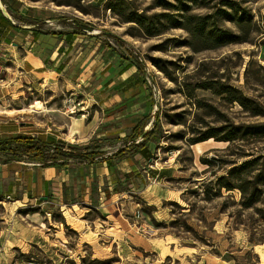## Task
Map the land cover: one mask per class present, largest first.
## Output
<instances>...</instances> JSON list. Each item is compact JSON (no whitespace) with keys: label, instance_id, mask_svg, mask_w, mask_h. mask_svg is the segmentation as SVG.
<instances>
[{"label":"rangeland","instance_id":"1","mask_svg":"<svg viewBox=\"0 0 264 264\" xmlns=\"http://www.w3.org/2000/svg\"><path fill=\"white\" fill-rule=\"evenodd\" d=\"M29 1L65 11L72 22L87 20L99 34L118 36L116 40L104 35L138 64L149 82L155 109L144 130L155 124L160 129L145 143L153 141V147L160 149L151 161V155L138 161L144 175L142 194L132 193L134 207H128V200L125 208L127 219L144 237V247L123 248L114 255V249L98 252L91 244L79 243L75 228L80 224L68 225L53 205L29 204L15 211L0 201V264H264V195L255 207L244 208L239 189L218 185V178L235 161L251 158L241 154L251 148L264 153V138L246 140L244 149L238 141L216 138L199 142L201 152L191 144L233 123H264V115H253L231 101L239 94L230 87L264 109V0ZM136 17L141 22L133 21ZM203 22L205 30L200 32ZM218 34L226 42L230 34L242 41L218 46ZM63 96L65 113L72 98L65 89ZM127 140L132 148L134 141ZM140 142L143 137L137 138ZM125 143L94 138L89 146L106 158ZM126 174L129 180L121 179V174L115 190L139 192L135 173ZM84 217H97L98 228L109 225L96 211ZM39 226L48 234L47 249L37 238ZM59 227L64 234L57 232ZM6 242L14 243L8 252Z\"/></svg>","mask_w":264,"mask_h":264},{"label":"crops","instance_id":"2","mask_svg":"<svg viewBox=\"0 0 264 264\" xmlns=\"http://www.w3.org/2000/svg\"><path fill=\"white\" fill-rule=\"evenodd\" d=\"M65 13L29 0H0V106H18L0 108V140L29 136L89 145L94 138L119 139L126 142L120 149L130 150L128 136L142 118L154 113L149 82L134 60L106 40L108 33L99 34L96 26L77 28ZM64 89L72 100L81 101V115L62 111ZM38 100L43 108L35 109ZM158 149L148 141L119 159L62 166L5 161L0 155V201L15 211L29 204L53 205L68 225L80 224L75 228L79 243L91 244L98 252L114 249V255L123 248H142L144 237L127 219L125 208L128 200V207H134L133 194H142L144 175L138 161L150 155L151 161ZM116 169L124 171L121 179L127 181L126 173L134 172L139 192L115 190L121 180ZM94 211L109 225L98 228L97 217H84ZM38 230L37 238L47 249L48 234L41 226ZM57 232L64 234L60 227ZM13 246L6 242L5 251Z\"/></svg>","mask_w":264,"mask_h":264},{"label":"trees","instance_id":"3","mask_svg":"<svg viewBox=\"0 0 264 264\" xmlns=\"http://www.w3.org/2000/svg\"><path fill=\"white\" fill-rule=\"evenodd\" d=\"M133 21L141 22L139 17L133 18ZM200 26V32L205 30V22ZM74 24L77 28H84L94 30L96 27L93 24L86 22L83 19L75 18ZM77 31V30H76ZM113 38L119 40L118 36L112 35ZM229 42H241L242 38L239 35L230 34ZM224 36L218 34L215 38L217 45H225L229 42L223 40ZM116 50V49H115ZM140 68V67H139ZM140 71H143L140 68ZM201 88H212L210 86L198 85ZM232 90L236 91L239 96H233L231 101H237L243 108L252 111L253 115H264V109L254 99L246 96L238 88L230 86ZM227 91V90H226ZM250 103H255L257 106L252 108ZM149 116L142 118L134 127L132 133L128 138L134 141L132 148L119 149L112 156L101 157L102 152L94 149L89 145L66 144L56 142H45L35 137L29 136H15L4 138L0 140V155L5 157V161L10 160H25L29 159L34 162H39L42 165H66L69 163L87 164L97 161H103L111 158H122L128 153L141 149L145 141L150 140L160 129L159 125L155 124L150 130L145 131L144 127L148 121ZM228 129V130H227ZM143 137V142L136 143L137 138ZM210 138H216L219 141H229L233 143L239 142V147H243L246 140L253 139L260 140L264 138V123H239L232 124L230 127L225 126L222 132L207 134L202 138L191 140V144H196ZM259 138V139H258ZM242 141V142H241ZM245 157L242 163L235 161L227 174L218 178L219 187L226 188L227 190L239 189L242 192V206L244 208H252L262 201L264 195V153L259 149L251 148L241 154ZM208 166L214 165V161L209 159L202 160ZM235 179V180H234Z\"/></svg>","mask_w":264,"mask_h":264},{"label":"built area","instance_id":"4","mask_svg":"<svg viewBox=\"0 0 264 264\" xmlns=\"http://www.w3.org/2000/svg\"><path fill=\"white\" fill-rule=\"evenodd\" d=\"M79 105L81 106L80 108H78ZM82 107L83 106L81 105V102L80 103H77L75 100L73 101L71 99V102H69L66 105V111H65V113L68 114V115L74 116V115L80 113L83 110Z\"/></svg>","mask_w":264,"mask_h":264},{"label":"bare ground","instance_id":"5","mask_svg":"<svg viewBox=\"0 0 264 264\" xmlns=\"http://www.w3.org/2000/svg\"><path fill=\"white\" fill-rule=\"evenodd\" d=\"M32 106H33L35 109L43 108L42 102H41L40 100H38V101L36 102V104H34V105H32ZM210 139H211V138H210ZM193 147L197 148V150H198L199 152L202 151V146H201L200 143H196V144H194Z\"/></svg>","mask_w":264,"mask_h":264}]
</instances>
